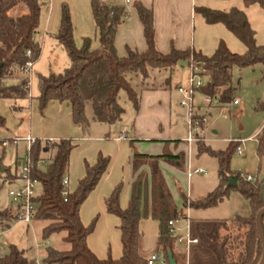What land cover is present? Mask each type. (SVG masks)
<instances>
[{
    "label": "trees",
    "instance_id": "trees-1",
    "mask_svg": "<svg viewBox=\"0 0 264 264\" xmlns=\"http://www.w3.org/2000/svg\"><path fill=\"white\" fill-rule=\"evenodd\" d=\"M244 2L248 6L259 5L264 10V0ZM20 3L26 6L27 12L19 17L12 16L11 12ZM47 5V1L41 0H0V100L9 101L12 110L17 113L26 108L23 104L30 98L29 75L25 68L27 64L35 63L41 55V44L37 36L41 14ZM91 8L98 31L99 47L92 50L90 38H84L81 47L76 45L71 12L67 5H63L56 38L65 48L71 66L63 74L43 77V87L38 98L42 114L51 102H69L72 105L73 122L82 127L84 132L89 130L91 124L87 115L88 107L92 109L94 120L99 124L111 127L122 121L126 110L119 102L121 92L127 95L135 111H139L140 95L133 85L134 76L136 81L140 76L146 82L155 70H166L173 74L184 64L188 68L198 64L210 72L206 85L199 93L218 100L222 105L235 99L236 70L261 66L264 80V46L257 45L255 32L242 10L234 8L229 12H222L205 7L195 9L208 25L225 26L246 46L245 54L233 53L221 42L210 57L195 50L176 49L164 55L156 49L153 12L137 2L135 9L144 28L147 50L140 53L129 49L125 57H120L115 40L119 26L128 16L126 9L109 6L100 0H92ZM255 108L264 115V101L258 102ZM0 127H6V119L2 116ZM4 142L6 141L0 139V151L3 152ZM238 146L231 141L226 150L215 151L203 142H198V155L208 154L217 159L219 184L201 200L192 201L181 193L185 209L216 208L232 193L240 194L248 202L251 209L248 217L237 216L230 221L215 223L211 230L198 226L199 242L213 252L217 264H259L263 255L256 216L264 208V183L244 181L232 169L231 161ZM44 147L51 152L47 160L41 156ZM75 147L76 142L72 139L53 142L36 139L29 152L31 177L41 187V192L34 200L37 207L34 221L48 222L42 231L44 241H49L54 235L63 234V242L69 245V249L65 251L47 247L40 264H148L151 255L144 251L140 223L149 217L157 221L159 226L153 253L159 254L165 264H170V254L177 264H183L185 256L177 252V237L170 233L169 222L180 221L184 214L176 205L158 167L160 160L179 166L178 162L184 160L182 154L134 155L133 170L136 179L132 184L127 208L123 209L120 205L123 184L118 185L106 199L108 214L120 219L122 256L119 259L109 257L102 260L91 251L87 243L89 236L95 231L98 217L85 226L80 212L82 205L107 173L110 158L99 154L95 165L86 166L85 177L72 192L63 182L68 176L70 156ZM258 155L264 156V128L259 137ZM44 162L45 166H42ZM146 165L150 167V172L141 171ZM2 169L4 172H1ZM3 174L7 177L2 178ZM237 176L238 185L229 186L231 179ZM14 177L11 169L3 165L1 158L0 180L13 181ZM65 191H68L67 196H64ZM14 221L16 215L13 206L0 211L2 228H10ZM262 226L264 231L263 219ZM0 264L38 263L28 257L25 250L10 246L7 254H0Z\"/></svg>",
    "mask_w": 264,
    "mask_h": 264
},
{
    "label": "crops",
    "instance_id": "crops-1",
    "mask_svg": "<svg viewBox=\"0 0 264 264\" xmlns=\"http://www.w3.org/2000/svg\"><path fill=\"white\" fill-rule=\"evenodd\" d=\"M91 1L47 0L48 5L42 11L40 29L37 36V40L41 44V55L33 64L30 76V98L23 104L26 108L18 113L12 110V105L9 101L0 100V116L6 119V127H0V139L10 142L8 146H18L20 140H26L29 137L52 142L61 139L74 140L77 144L70 156V166L67 176L69 181L68 186L72 192L75 191L79 182L85 177L86 166L95 165L99 154L110 158L107 173L102 178L98 187L82 205L80 212L81 220L85 226L91 224L98 217L95 231L89 236L87 243L91 251L102 260L109 257L119 259L122 256L120 219L108 214L106 199L110 197L118 185L123 184L120 205L123 209L127 208L130 201L132 184L136 179L133 170V159L136 153L147 156H162L165 153L173 156L182 154L184 160L183 162H178L179 166L166 160H160L158 167L166 180L176 205L184 214V218L178 221L176 225L178 226L181 222L187 221L193 238L199 239L198 226L211 230L215 223L230 221L237 216L248 217L251 214L250 206L238 193H232L228 199L216 208L207 210L183 208L181 193H184L192 201L201 200L217 188L219 179L217 171V179L215 182L210 183V188L186 183L185 178L179 179L180 171L186 169L187 156L180 144L182 140L174 137L171 131L173 126L171 116L172 93L168 91V87L162 86L157 88L144 85L141 89V92H139V111L134 113V120L129 122L130 126H128L133 129V134L128 127L122 129L119 134H112L114 132H111L112 129L109 126L108 129H104V132L98 135L91 133V126L87 132H84L82 127L74 124L72 105L69 102H51L44 113H40L38 98L43 87L42 78L50 74H63L71 66V61L65 48L56 38L60 29L63 5H67L71 12L76 45L81 47L84 38L92 39V50L97 49L100 45ZM100 1L109 6L123 7L128 13L127 18L119 26L116 34L115 45L120 57H125L129 49L140 53L147 50L144 28L135 9V3L137 2H140L144 7L153 12L156 49L164 55H168L172 49H176L178 51L195 50L210 57L216 52L221 42H224L233 53L240 55L246 53V46L229 32L225 26L221 24L208 25L204 18L196 13L195 9L198 7L222 12H229L234 8L244 11L251 28L255 32L257 45L264 46V10L259 5L248 6L244 0ZM26 12V6L20 3L12 11V16L19 17ZM184 65L187 66L186 64ZM249 69H252L254 73L259 71L260 79L254 81L255 87L264 84L261 66L236 70L234 72V81L236 79L238 87L235 91V98L240 99L238 107L242 103L241 94H239L243 79L242 74ZM165 84H170V80L168 82L166 80ZM261 101H264V98L257 99L253 107L256 114L263 115V113L257 111L255 108L257 103ZM90 110L92 112V109L88 107L87 115L89 119ZM24 126L26 127V135L22 138L20 134ZM263 128L264 115L263 121L255 129L252 136L255 137L256 156L260 162L259 169L255 173H247L252 175L256 181L264 183V156L259 157L258 155L259 137ZM241 130H244L242 126ZM213 133L216 134L217 132L213 131ZM86 134L89 135L86 136ZM16 139L17 143L14 144L13 141ZM131 140H133V143ZM23 143L26 145L25 141ZM7 147H3L4 150ZM45 148L48 154L47 158L44 159L47 160L51 156V152L47 147ZM197 156L200 157L202 155H198L197 151ZM242 156H245V152ZM45 163L42 166H45ZM141 171L150 172V167L148 165L143 166ZM1 172H4V170L2 169ZM17 172L18 167L16 165V170L13 173L15 176L14 180L8 181L12 188L21 185V182L17 178ZM5 175L3 174L2 178ZM170 176L176 181V190L180 202H178L175 196V191L170 183ZM183 229H185V226ZM140 230L143 235L144 251L150 255L154 254L158 232L155 246L152 249H148L141 224ZM177 252L185 256L183 264H217V259L213 252L205 248L200 242L190 247L178 245Z\"/></svg>",
    "mask_w": 264,
    "mask_h": 264
},
{
    "label": "rangeland",
    "instance_id": "rangeland-1",
    "mask_svg": "<svg viewBox=\"0 0 264 264\" xmlns=\"http://www.w3.org/2000/svg\"><path fill=\"white\" fill-rule=\"evenodd\" d=\"M258 73L259 71L254 73L252 69L243 72L241 88L239 89L242 103L239 107H232L230 104L222 105L219 103L208 105L205 97L199 92H196L193 97V109H195L197 113L199 112L198 114L201 115L202 118H206L205 127L207 128V131L201 135V137H203L201 142L216 150H225L231 141L237 145H240L238 141L243 143L245 156L243 157L237 152L231 161L232 169L239 174L247 172L255 173L260 165L256 156L255 137H252L255 129L263 121V115L256 114L253 107L257 99L264 98V84L257 85L256 87L254 85V81L260 79ZM138 77L139 80L137 81L135 76L132 77L133 85L138 92H141V89L145 85L157 88L166 86L168 87V91H171L172 93L171 116L173 119V126L171 131L174 137L182 140L180 144L187 156L186 169L180 171L179 179L185 178L186 183L210 188V183L215 182L217 179L218 161L208 154H203L200 157L197 156V144L189 141L191 131L187 118L188 110L181 106L183 96L178 91L179 87L190 89V69L183 65L178 67L173 74L166 70H155L151 73L150 79L146 82H144L142 77ZM168 79H170V84H165ZM235 83H237L236 79ZM119 102L125 108L126 114L121 122L111 126V132H114L112 134H119L122 129L130 126L129 122L134 120V113H136L133 109L132 103L128 100L127 95L124 92L120 93ZM89 115L91 119L90 131L92 134H101L104 132V129L109 128L107 125L94 122L95 120L91 110ZM241 126L244 130H241ZM128 128L132 133L133 129L131 127ZM213 131H216L217 133L214 134ZM25 132L26 127L24 126L21 129L20 134L22 138L26 135ZM88 135L89 134H86V136ZM23 142L24 140H20L18 146L9 145L4 152L3 150L0 151V159L2 158L3 165L9 167L12 173L15 172L16 165L17 167L20 166V164L29 156L27 146ZM47 154V150L44 147L41 154L42 158H47ZM195 169L207 171V174L194 175L190 178L188 173ZM6 177L7 176L4 178ZM170 183L175 191V196L178 199V202H180L176 190V181L173 180L172 176H170ZM11 188L12 187L9 185L8 181L3 182V180H0V211L12 206V199L9 196ZM37 192H41V187H37ZM140 224L143 226L146 246L148 249H152L155 246V239L159 228L158 222L149 217L144 218ZM47 225L48 222L46 221H32L29 225L24 222L14 221L10 228H2L0 226V254L5 255L9 252L10 246H16L20 250H25L28 257L41 261L45 256V250L47 247H53L61 251L68 250L69 245L62 240L64 237L63 234L54 235L49 241L43 240L42 231ZM184 226L185 229H183ZM176 229L177 235H191V228L187 221L181 222L178 226L176 225Z\"/></svg>",
    "mask_w": 264,
    "mask_h": 264
},
{
    "label": "built area",
    "instance_id": "built-area-1",
    "mask_svg": "<svg viewBox=\"0 0 264 264\" xmlns=\"http://www.w3.org/2000/svg\"><path fill=\"white\" fill-rule=\"evenodd\" d=\"M46 2L47 0H41ZM49 1V0H48ZM30 53H28L29 55ZM34 63L27 64L25 71L29 75V85H30V76L32 74V67ZM194 64L190 69L191 71V86L190 89H185L179 87V93L182 94L183 100L181 101V106L187 108L188 110V124L190 127L191 135H190V142H195L196 144L203 139L201 135L207 131L205 127V118H202L195 109H193V97L196 92L206 85L208 81V77L210 72L203 68L202 66ZM206 103L211 105L212 103H219L218 100H213L209 97H206ZM220 104V103H219ZM230 106L236 107L240 105V99L235 98L231 103ZM36 139L27 138L25 141L27 150L30 152L32 145L35 143ZM205 140V139H204ZM13 141V140H12ZM240 145L237 148V152L239 155H244L245 148L243 147V143L238 141ZM10 142L6 141L2 144V147H7ZM14 144L17 143V139L13 141ZM17 178L21 182V185L16 188H12L9 191V196L12 199V206L14 209V213L16 215V221L24 222L26 224H31L34 221V217L36 214V203L35 199L39 195L37 192V187H40L39 182L31 177V163L29 160V156L26 160L18 166ZM207 171L202 169H195L188 173V176L191 178L194 175H205ZM239 178L244 181L254 183L256 180L255 178L248 174V173H240ZM64 186L68 189L69 188V181L66 178L63 182ZM68 195V191H65L64 196ZM178 221H170V233L177 237V243L182 246L190 247L191 245L198 244L199 239L193 238L191 235L189 236H182L177 235L176 224ZM1 235V230H0ZM1 251V246H0ZM37 263L40 264L41 261L37 260ZM148 264H165L162 257L159 254H152L149 258Z\"/></svg>",
    "mask_w": 264,
    "mask_h": 264
},
{
    "label": "water",
    "instance_id": "water-1",
    "mask_svg": "<svg viewBox=\"0 0 264 264\" xmlns=\"http://www.w3.org/2000/svg\"><path fill=\"white\" fill-rule=\"evenodd\" d=\"M1 66L2 65H0V68ZM237 185H238V177H233L229 183V186H237ZM263 218H264V208L256 216V225H257L258 232H259L262 245H263V255H262V259L259 264H264V231H263V226H262ZM169 261H170V264H177L175 260L173 259L172 254L169 255Z\"/></svg>",
    "mask_w": 264,
    "mask_h": 264
}]
</instances>
